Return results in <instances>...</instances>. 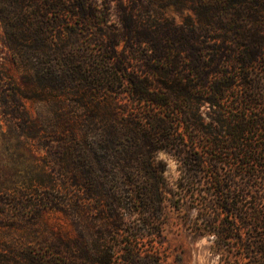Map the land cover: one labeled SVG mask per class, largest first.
Masks as SVG:
<instances>
[{
  "label": "trees",
  "instance_id": "1",
  "mask_svg": "<svg viewBox=\"0 0 264 264\" xmlns=\"http://www.w3.org/2000/svg\"><path fill=\"white\" fill-rule=\"evenodd\" d=\"M194 10L198 26L149 20L143 0H0V40L31 71L35 98L81 85L84 109L103 114L84 122L99 117L102 127L82 144V192L96 203H76L80 234L44 217L62 207L49 174L0 186V264H162L123 224L120 202L103 199L112 182L128 188L132 212L153 230L168 204L181 207L199 185L186 228L210 240L216 264H264V0H196ZM125 94L147 109L118 119L112 99ZM202 103L212 109L207 122ZM159 151L180 163L184 194L174 202ZM93 212L101 218L89 220Z\"/></svg>",
  "mask_w": 264,
  "mask_h": 264
},
{
  "label": "rangeland",
  "instance_id": "2",
  "mask_svg": "<svg viewBox=\"0 0 264 264\" xmlns=\"http://www.w3.org/2000/svg\"><path fill=\"white\" fill-rule=\"evenodd\" d=\"M143 4L144 16L149 20L167 17L179 24L188 19L194 26L199 25L198 15L194 10L196 0H143ZM212 35L213 32H210V37ZM209 40L208 42H213ZM215 42L219 43L220 39H215ZM80 61L82 62V58ZM54 63L57 66L59 60L54 59ZM258 75L263 76L261 86L264 90V67H259ZM0 78V186H10L15 181L23 186L31 179L43 180L49 174L55 179L57 191H54V196L62 203V207H60L61 211L46 212L44 217L56 229L63 230L72 236L80 234L77 224L80 214L76 203L79 205H82V201L89 202L91 205L96 203L94 200L96 198L85 199L86 194L82 192V144L86 142V132H89L93 140H96L97 134L101 133L102 124L97 119L103 118L102 112L93 111L99 116L94 120L96 126L92 127V121L91 125L89 122L84 123L87 116L95 113L91 112L89 115L87 109L82 106L81 85L76 88L73 84H67L62 92L53 90L50 92V100L46 102L35 98L37 90L31 71L14 58L1 40ZM1 92L8 95L5 103L1 99ZM14 92L17 93L16 97H20L18 102L10 98ZM19 94H26L31 98H24ZM120 98L112 99L113 107L119 106L116 113L121 116L118 119L126 117L131 119L139 115L142 111L141 107L145 109L148 107L133 102L126 94ZM106 100L108 99L105 98ZM90 101L92 106L95 105V99ZM90 101L86 105L90 104ZM105 101L103 106L106 108ZM92 106L91 109L97 110ZM197 109L204 121H209L212 109L203 103L197 106ZM119 111L125 113H118ZM29 120L34 124L29 123ZM24 122H26V129L21 126ZM136 151L143 150L141 148ZM155 159L156 162L163 160L166 163L165 176L168 187L173 193H171V199L174 202L184 194V190L176 187L181 175L178 168L180 163L175 157L163 151L157 152ZM131 166L139 165L134 162ZM190 188L194 193L190 191L186 193V196L183 195V199L179 201L181 207L177 208L167 203V207L154 223V230L142 222L141 215L132 212L134 207L130 205L127 187L119 189L112 182L111 186L105 189L106 196H103V199L107 204L111 201L120 202L123 207L120 211L124 213L125 218L123 224L132 222L134 226L130 227V231L141 237L140 243L143 248L159 253L162 264H216L209 250L210 240L193 235L184 225L186 218L191 219L196 213L197 190L200 186L190 184ZM97 202L102 200L99 198ZM108 211L110 212L108 216L112 218L111 209L109 208ZM92 217L100 219L101 215L98 212L89 213V220ZM123 229L128 230L125 225ZM157 229L158 234H156ZM152 230L155 234H150Z\"/></svg>",
  "mask_w": 264,
  "mask_h": 264
},
{
  "label": "clouds",
  "instance_id": "3",
  "mask_svg": "<svg viewBox=\"0 0 264 264\" xmlns=\"http://www.w3.org/2000/svg\"><path fill=\"white\" fill-rule=\"evenodd\" d=\"M161 156H163V154H161ZM178 175V174H177Z\"/></svg>",
  "mask_w": 264,
  "mask_h": 264
}]
</instances>
